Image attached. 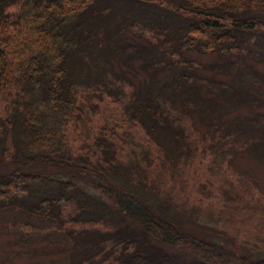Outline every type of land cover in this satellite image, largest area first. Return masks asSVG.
<instances>
[{"label":"trees","instance_id":"1","mask_svg":"<svg viewBox=\"0 0 264 264\" xmlns=\"http://www.w3.org/2000/svg\"><path fill=\"white\" fill-rule=\"evenodd\" d=\"M126 29L147 46L124 43ZM133 59L144 60V71L154 66L139 84ZM260 63L264 0H0V91L9 111L0 117L1 234L29 247V264L37 255L38 264H234L179 222L175 190L162 181L177 178V165L203 160L210 185L194 190L235 213L258 190L254 173L237 171L233 159L247 152L264 162ZM92 95L122 104L142 140L111 128L75 156L66 131ZM35 165L57 172L42 175ZM90 177L105 181L96 188L109 202L84 186ZM253 199L264 213V196Z\"/></svg>","mask_w":264,"mask_h":264},{"label":"rangeland","instance_id":"2","mask_svg":"<svg viewBox=\"0 0 264 264\" xmlns=\"http://www.w3.org/2000/svg\"><path fill=\"white\" fill-rule=\"evenodd\" d=\"M124 36L125 41L123 42L126 44L136 43L138 46H147L148 44L145 38L138 37L131 29H126ZM216 59V56H213V58L200 60L206 64ZM143 61L144 60L139 59L138 62L137 59H133L132 67L129 68L130 77L138 84L145 78L149 77V72L154 67L148 66L147 70L144 71L141 67L143 65ZM257 67L264 72V63L258 64ZM209 71L210 70H206L204 75H210ZM216 75L219 78H224V76L219 72ZM125 87L128 91L126 93V98H128L130 94V87L128 85ZM202 89L205 90L206 87H203ZM7 97L8 95L6 92L0 91V117L6 116L9 112L7 110ZM92 97V102L94 104L91 107L87 109L82 105V103L79 106L82 107L81 110H74L72 112L71 119L74 120L76 118V121L74 123L71 122L66 131L72 152L76 154L75 155L73 153L75 156H85L87 154V148L94 141L96 134L103 130L105 132H110L109 130L111 128L117 129L116 133L118 135L128 133L132 136L134 135L133 137L138 142L142 140L139 136H142L143 132L139 125L135 123L125 124V116L122 114V104H119L109 97H104L103 102H98L97 96L95 95H92ZM81 102L88 105V101H85V99H82ZM263 109L264 107L260 108V110ZM239 111L241 113L247 112V110ZM192 119H194L195 127L203 130V127L199 124L197 117L194 116ZM204 163L205 162H203V160H198L190 165H184V167L186 166L184 169L182 166L177 165V173L179 172L177 178L175 175V178L169 179L167 177L165 182L162 181V185L165 184L167 187H172L175 190V198L180 204H176L179 205V210L175 212L180 215L177 219L179 222L189 225L188 228L195 234H201L202 239L214 242L218 246L220 253H223L224 261L234 264H239L240 258H245L247 261L250 260L252 262H258L260 260L263 261L264 213L259 211L253 197L254 195L256 197L264 196V162L247 152L237 154L234 157L233 164L235 165L236 170L239 172L250 170L254 173V177L256 176L258 184V190H250L251 196L249 200L238 202L240 207L238 213L228 212V208L224 207V205H228L227 201L223 198L216 199L214 197H209L207 195V190L203 193L194 190V187L197 185L201 187H209L210 185L208 183L210 177L205 170ZM2 167L3 165H0V170ZM32 170L42 175H52L57 172V169L54 167L49 168L48 166L42 167L40 165H35ZM90 178L89 181L85 182L84 186L89 191L93 189L95 195H97L100 200L104 199L106 202H109L103 188H96L105 181L101 182V179L98 177ZM82 181L83 180L79 179L78 182L82 184ZM210 181L214 184V186H216V183L213 180ZM88 182L90 184V188L87 186ZM259 206L264 207V201ZM185 210L192 213L195 218H201L203 220V224L200 225L198 222L183 216L181 212ZM2 215L6 219L12 218L11 214ZM1 220L2 219H0V223ZM100 226L102 225H94V227ZM33 235L35 237V241L32 242V247L37 248L38 245L42 246V242L37 239L38 235L36 232L30 233L29 238ZM42 248L45 249V247ZM28 249L29 247L21 248L18 245H13L12 237L5 236V234H1L0 231V264H29L25 257ZM49 249L50 247H48V250ZM62 255V253L59 254V256ZM187 256H189V254H187ZM43 258L44 256L37 255L33 260V264L42 262ZM48 258L49 256L47 255V260ZM46 264H48V261Z\"/></svg>","mask_w":264,"mask_h":264}]
</instances>
